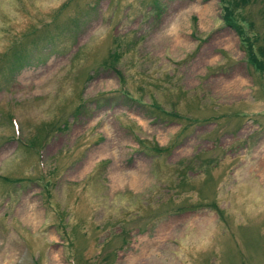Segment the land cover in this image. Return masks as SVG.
<instances>
[{"label": "rangeland", "instance_id": "rangeland-1", "mask_svg": "<svg viewBox=\"0 0 264 264\" xmlns=\"http://www.w3.org/2000/svg\"><path fill=\"white\" fill-rule=\"evenodd\" d=\"M0 264H264V0H0Z\"/></svg>", "mask_w": 264, "mask_h": 264}, {"label": "trees", "instance_id": "trees-1", "mask_svg": "<svg viewBox=\"0 0 264 264\" xmlns=\"http://www.w3.org/2000/svg\"><path fill=\"white\" fill-rule=\"evenodd\" d=\"M246 0H232V6L234 8L238 7L239 3H245ZM224 9V21L230 25L234 31L241 36L242 41L245 43V53L247 55V59L253 63L255 66H261L260 61L256 58V56L254 55V52L252 50V45L250 44V42H248V40L245 38L244 36V32L241 30L240 26L234 22L233 20V16L231 14V9L228 8L227 6L223 7ZM232 16V17H231Z\"/></svg>", "mask_w": 264, "mask_h": 264}]
</instances>
